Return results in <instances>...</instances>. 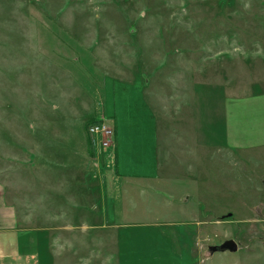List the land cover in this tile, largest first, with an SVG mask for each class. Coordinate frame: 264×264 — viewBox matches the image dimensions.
<instances>
[{
    "label": "rangeland",
    "instance_id": "1",
    "mask_svg": "<svg viewBox=\"0 0 264 264\" xmlns=\"http://www.w3.org/2000/svg\"><path fill=\"white\" fill-rule=\"evenodd\" d=\"M253 3L0 0V178L19 214L0 264H264V151L224 149L215 122L223 91L264 78V59L236 57L253 45ZM130 60L146 80L163 68L164 92L179 72L180 136L166 122L156 132L164 157L175 152L162 186L117 174L123 123L108 106ZM204 80L205 148L189 136L192 82ZM101 118L115 130L106 149L89 127Z\"/></svg>",
    "mask_w": 264,
    "mask_h": 264
},
{
    "label": "crops",
    "instance_id": "2",
    "mask_svg": "<svg viewBox=\"0 0 264 264\" xmlns=\"http://www.w3.org/2000/svg\"><path fill=\"white\" fill-rule=\"evenodd\" d=\"M254 1L253 8L256 12L253 14L255 18L252 25L256 29H252L253 34L250 36V42L253 45L251 48H244V45H242L241 49H237L236 57L238 58L264 59V0ZM236 38L238 44L243 43L244 38ZM229 53L231 54V52ZM129 62L130 68L137 63L131 60ZM141 68L142 66L137 67V69L133 67L129 72H125L122 98L117 99V102L112 100L108 106V112L115 113L118 121L123 123L122 142L119 135L120 128L118 129V124L115 125L117 126L116 139L118 140L116 170L117 174L124 176V178L131 180L134 178L147 181V183L157 182L162 186L166 171L173 168L169 161L175 156V152L171 151L169 145H166L167 147L164 150L166 158L164 157L163 147L159 143L158 136L156 137V132L158 134L159 124L162 127V123L166 122V128L168 129L166 132L169 133L167 138L173 136L179 138L180 136L181 129L178 124L180 122L179 72L176 73L177 76L174 74H171L172 76L167 75V80L171 82L172 89L164 92V90L157 88L159 79H162V74H160V78L157 77V74L163 68L152 71L155 75L152 80L149 78L146 80L143 72L140 75V71L146 70V67ZM197 82L204 88L202 92L200 89L196 90ZM207 83L209 84H206V80L192 82L195 87H192L191 90L192 102L190 101V103L192 109H190V119L192 125L189 136L199 147L205 148L208 145V140L211 139L212 115L216 110L219 117L215 122L220 127V135L223 140L221 147H224V149H239L241 152L249 150L263 152L264 78L251 83L249 93L239 91L241 86L235 93L228 94L227 91H223V95H219L220 98L217 99L218 105L214 111L211 109L213 105L210 96L212 94V83L210 81ZM157 106L161 114L159 116ZM178 151L177 154H179ZM199 151L203 155L206 152L203 148H200ZM165 159L168 163L165 162ZM4 182L0 178V251L4 247V237L13 235L19 227L17 205L9 201L7 197L8 186ZM45 194L48 196L50 193L45 189ZM46 199L47 197L44 201Z\"/></svg>",
    "mask_w": 264,
    "mask_h": 264
},
{
    "label": "built area",
    "instance_id": "3",
    "mask_svg": "<svg viewBox=\"0 0 264 264\" xmlns=\"http://www.w3.org/2000/svg\"><path fill=\"white\" fill-rule=\"evenodd\" d=\"M89 127L90 133L98 138L97 140L105 149L110 148L115 143V130L108 120L101 118Z\"/></svg>",
    "mask_w": 264,
    "mask_h": 264
},
{
    "label": "water",
    "instance_id": "4",
    "mask_svg": "<svg viewBox=\"0 0 264 264\" xmlns=\"http://www.w3.org/2000/svg\"><path fill=\"white\" fill-rule=\"evenodd\" d=\"M220 248L221 249H230L232 251H235L238 248V244L233 240H229V241L227 240L220 246Z\"/></svg>",
    "mask_w": 264,
    "mask_h": 264
},
{
    "label": "trees",
    "instance_id": "5",
    "mask_svg": "<svg viewBox=\"0 0 264 264\" xmlns=\"http://www.w3.org/2000/svg\"><path fill=\"white\" fill-rule=\"evenodd\" d=\"M93 120H94L93 118L89 119V121H87V123H86V126H88L89 122H92Z\"/></svg>",
    "mask_w": 264,
    "mask_h": 264
}]
</instances>
